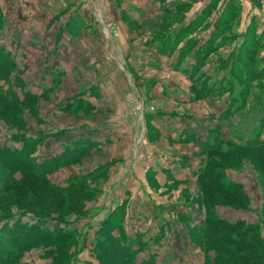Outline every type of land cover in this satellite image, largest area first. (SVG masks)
<instances>
[{
	"label": "rangeland",
	"instance_id": "1",
	"mask_svg": "<svg viewBox=\"0 0 264 264\" xmlns=\"http://www.w3.org/2000/svg\"><path fill=\"white\" fill-rule=\"evenodd\" d=\"M0 69L29 99L0 115V150L32 139L55 166L40 201L21 173L0 180V206L22 213L1 209L0 227L65 239L22 264H229L228 235L204 229L240 221L262 244L247 263L264 264V166L235 144L264 141V0H0ZM206 165L246 201L224 203Z\"/></svg>",
	"mask_w": 264,
	"mask_h": 264
},
{
	"label": "trees",
	"instance_id": "2",
	"mask_svg": "<svg viewBox=\"0 0 264 264\" xmlns=\"http://www.w3.org/2000/svg\"><path fill=\"white\" fill-rule=\"evenodd\" d=\"M229 18L231 17L229 16L227 19L225 18L226 22L230 20ZM226 22L223 23V20H220L219 23H217L215 33H217L219 29L221 33V29L223 27H226ZM254 37L253 36L251 37L252 42ZM182 38L183 37L181 36V39ZM252 45H256V44L252 43ZM236 66L238 67V64ZM1 73H2V69H0V74ZM257 73L255 74V72L254 73L252 72L251 74H254V76H256ZM261 75L264 76V71L263 72L261 71ZM257 76H260V73ZM30 96L34 97L33 94H31ZM28 100L29 99L26 98L20 99L18 94L14 90L7 89L2 84H0V115L3 114L2 112L5 111V109L10 111L11 110L15 111L16 108L19 109V107L25 105L28 102ZM219 141L222 142V139H219ZM228 141H229L228 143H233L231 140ZM32 142H33L32 139L28 140V143L27 140H25V145H23L21 151L12 150L10 148H5L0 150V180L3 181L5 178L9 176L12 175L15 176L16 173H21L20 177L15 176L13 183L24 184L23 189L26 192L25 197H27V199L29 197L30 200L35 199L37 201H40L42 200L41 198H43L40 196L42 194L39 193L36 194L34 188L32 187L34 186L38 187V185H40V187L43 188L42 192L44 194H47L48 191L46 190L44 183L47 182L48 179L47 174H49L55 168V166L53 165L52 169H50L51 171L48 172L46 170L47 168L46 165H48V162L53 163L51 159L45 161L44 164H42L39 162L37 158L34 157V155L30 153V150L28 152L26 148H24L25 146L31 147V145L36 144L35 142L33 143ZM235 144H237L240 147H251L252 149H254V151L256 152H254L253 156L255 155L258 158L261 157L262 162L260 163H263L262 166H264V141L259 140L254 143H249L248 146H246L245 144H239V142ZM34 145L32 147H34ZM215 145L216 144L211 145L210 146L211 148L209 146L204 145L202 146V148L204 150L205 149L215 150L216 149L214 148L216 147ZM227 151L228 150L222 151L223 152L222 154H226L228 156ZM68 161H73V157H71ZM205 167H206L204 168L205 170L204 169L201 170L200 174L212 180L211 183L212 186L217 188L218 191H220L218 195L222 200H224V203H227L231 206H237L239 204L238 203L239 201L242 200L244 202L246 201L245 193L241 190L240 185L238 183L229 181V179H223L221 177L223 174L222 175L221 173L217 174L218 172H216V169L213 165L210 166L206 165ZM97 171L98 170H94L92 173L95 175L97 174ZM74 188L71 191V193H73V191L76 190V188L75 189ZM84 191L88 192L89 190L86 189ZM76 192H80V191H76ZM1 209L3 213L5 212L4 213L5 216L22 215V213L20 212L13 213V211H11L9 207L3 206L2 204L0 206V210ZM32 211L38 215V218L45 219V217H43L45 216V214L40 213V211H36V208L33 209ZM6 223L4 225L2 224L0 227V243L2 242L1 247L3 248L0 250V264H22L19 256L17 255L19 253H22L27 248H31L37 244H43V243H51L53 245H56L58 243L63 242V240H65L64 236L53 237L52 235H50L52 234V232H50L49 234L47 230L45 229L43 230L39 225L32 226L29 224H23L21 222H16L14 223L13 226L9 227ZM239 224L243 226L245 222L240 221L238 222L237 225L222 224L221 226H217L215 223L209 222L207 226L208 228L204 229V231L207 232V235H214L216 237L220 235H228L226 238H222V237L216 238L217 240L214 243H216L217 245H221V247H226L228 249L229 252L228 255H230L228 257L229 264H248L246 259L249 256L247 254L256 248L262 247V244H260V242L257 239L258 237L257 238L254 237L255 235H250L249 237V235L245 232V230L239 233H235L234 230H236ZM54 232H58V231L54 230ZM5 233L10 235L7 238H2V235ZM69 233L70 234H68V237L71 235V232ZM5 249L6 251H8V253L5 251ZM256 258L257 256L256 257L250 256V259H256Z\"/></svg>",
	"mask_w": 264,
	"mask_h": 264
},
{
	"label": "crops",
	"instance_id": "3",
	"mask_svg": "<svg viewBox=\"0 0 264 264\" xmlns=\"http://www.w3.org/2000/svg\"><path fill=\"white\" fill-rule=\"evenodd\" d=\"M124 66H125V65H124ZM124 66H123V67H124ZM124 68H125L126 70H128L126 66H125ZM124 68H123V69H124ZM143 119H144V118H143Z\"/></svg>",
	"mask_w": 264,
	"mask_h": 264
}]
</instances>
